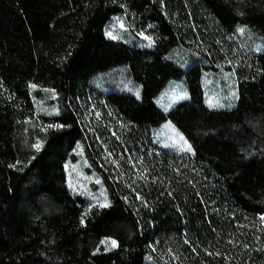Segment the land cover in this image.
Wrapping results in <instances>:
<instances>
[{
	"label": "trees",
	"instance_id": "1",
	"mask_svg": "<svg viewBox=\"0 0 264 264\" xmlns=\"http://www.w3.org/2000/svg\"><path fill=\"white\" fill-rule=\"evenodd\" d=\"M115 15L154 46L108 37ZM240 27L264 39V0H0V264H264V44L234 47ZM118 67L138 95L107 81ZM211 67L236 77L233 108L207 105ZM179 79L190 96L165 112L155 98ZM169 120L193 155L157 147ZM79 144L105 203L68 186Z\"/></svg>",
	"mask_w": 264,
	"mask_h": 264
},
{
	"label": "rangeland",
	"instance_id": "2",
	"mask_svg": "<svg viewBox=\"0 0 264 264\" xmlns=\"http://www.w3.org/2000/svg\"><path fill=\"white\" fill-rule=\"evenodd\" d=\"M242 30V31H241ZM111 33L117 40L132 43L142 49H150L155 44L154 36L144 30L139 29L134 23H129L123 15H115L106 27V34ZM112 38V37H110ZM241 38L243 42L251 45L254 52H258L263 48L264 39L256 35L248 27H240L237 32L230 38L234 47L239 46L238 40ZM240 47V46H239ZM189 52L180 50L176 52V56L188 63ZM104 80V78H101ZM116 80L126 88L133 90L138 95L139 89L126 76V71L122 67L115 68L112 73L107 76V81ZM202 86L205 93L207 105L212 109H231L236 105L238 100V85L236 77L230 70L219 67L214 69L211 67L205 70L202 77ZM190 91L185 84L184 79L170 81L165 89L155 98L158 106L168 112L177 102L187 99ZM176 97H182L177 99ZM209 101L215 107L210 106ZM84 122L90 132L97 135V139L103 143L99 132L112 130L109 121L101 113V107L93 103L84 114ZM155 142L159 149L172 153L194 154L191 142L186 138L178 126L172 121H166L154 128ZM110 160H115L111 155L109 146L104 145ZM76 161L69 162L67 165L68 186L75 195L86 196L92 205L106 202V188L102 182V178L93 170L90 165L82 144L76 149ZM264 222V215L261 216ZM108 247H114L112 241H106ZM116 245V244H115ZM147 264H165L162 258H149Z\"/></svg>",
	"mask_w": 264,
	"mask_h": 264
},
{
	"label": "snow or ice",
	"instance_id": "3",
	"mask_svg": "<svg viewBox=\"0 0 264 264\" xmlns=\"http://www.w3.org/2000/svg\"><path fill=\"white\" fill-rule=\"evenodd\" d=\"M241 31H242V30H241ZM108 35H109L110 37H112L113 39H115V37L112 36L111 33H108ZM176 98H177V99H180V98H182V97H176ZM209 104H210V106H213V107L216 106V105H213L211 101H209ZM60 127H62V126H60ZM35 147H36L37 149H39L40 145L38 144V145H36ZM102 206H103V207H107L106 204H105V205H102ZM112 244H113V246H115L116 242H115V241H112Z\"/></svg>",
	"mask_w": 264,
	"mask_h": 264
}]
</instances>
